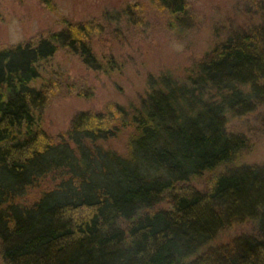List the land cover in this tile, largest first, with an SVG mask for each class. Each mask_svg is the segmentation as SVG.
<instances>
[{
  "label": "trees",
  "instance_id": "1",
  "mask_svg": "<svg viewBox=\"0 0 264 264\" xmlns=\"http://www.w3.org/2000/svg\"><path fill=\"white\" fill-rule=\"evenodd\" d=\"M149 1L192 25L187 0ZM117 12L0 47L4 264H264V162L234 161L264 134V0H241L221 39L180 74L149 76L138 104L81 109L48 133L41 114L64 80L39 64L66 48L121 67L93 50L115 21H144L130 3ZM124 128L125 154L99 143Z\"/></svg>",
  "mask_w": 264,
  "mask_h": 264
},
{
  "label": "rangeland",
  "instance_id": "2",
  "mask_svg": "<svg viewBox=\"0 0 264 264\" xmlns=\"http://www.w3.org/2000/svg\"><path fill=\"white\" fill-rule=\"evenodd\" d=\"M187 2L193 16L192 25L188 26L171 25L166 14L156 10L149 0H0V47L40 31L58 29L61 18L80 19L98 16L104 11L117 15L118 9L128 3L139 11L144 21H115L117 27L114 25L111 32L106 31L93 41V50L104 64L112 54L121 67L107 71L94 69L66 48H60L39 64L42 75L53 72L64 80L41 114V125L56 135L69 126L78 110L101 109L109 101L138 104L149 76L161 71L180 74L194 57L221 39L222 26L230 17H237L235 11L241 0ZM216 29H219L218 37ZM67 83L81 89L82 94L66 88ZM130 133V128H124L115 136L98 141L103 147L125 154ZM251 137L250 150L239 153L235 163L264 162V134ZM0 264H4L1 254Z\"/></svg>",
  "mask_w": 264,
  "mask_h": 264
}]
</instances>
